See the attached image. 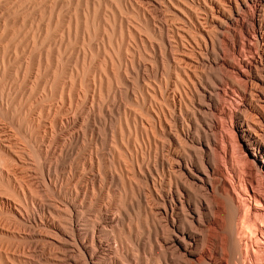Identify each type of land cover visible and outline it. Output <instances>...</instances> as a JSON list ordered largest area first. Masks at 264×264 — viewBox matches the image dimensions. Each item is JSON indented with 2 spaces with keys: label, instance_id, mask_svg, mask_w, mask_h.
<instances>
[{
  "label": "rangeland",
  "instance_id": "rangeland-1",
  "mask_svg": "<svg viewBox=\"0 0 264 264\" xmlns=\"http://www.w3.org/2000/svg\"><path fill=\"white\" fill-rule=\"evenodd\" d=\"M183 18L168 0H0V264H79L67 256L63 232L49 234L33 222L37 209L19 191L26 186L41 201L52 197L61 205L74 184L95 172L111 193L104 200L96 192L85 216L97 220L106 212L98 206L114 203L118 220L108 236L116 256L122 264L131 256L133 264L139 261L147 216L142 168L158 156L154 145L143 143V125L159 109L149 103L153 86L161 84L163 92L169 86V75L155 68ZM177 48L182 60L196 59L188 45ZM235 95L228 90L225 104L235 106ZM90 152L99 160L96 171L82 162ZM37 162L66 175L55 190L46 192ZM109 171L116 179L107 178ZM61 213L58 221L66 225Z\"/></svg>",
  "mask_w": 264,
  "mask_h": 264
},
{
  "label": "bare ground",
  "instance_id": "bare-ground-1",
  "mask_svg": "<svg viewBox=\"0 0 264 264\" xmlns=\"http://www.w3.org/2000/svg\"><path fill=\"white\" fill-rule=\"evenodd\" d=\"M168 1L185 18L173 26L174 42L167 37L168 54H160L155 68L169 75V86L165 92L161 84L153 86L154 96L149 95L159 109L143 125V143L154 145L158 156L142 168L147 216L135 264H264V0ZM187 45V54L196 59L175 55L177 47ZM228 90L239 98L233 108L225 104ZM88 155L82 162L96 171L99 160L94 152ZM37 163L45 191L55 190L57 178L66 175L58 177L49 163ZM28 189L19 192L37 209L33 222L49 234L63 232L65 251L75 263L78 258L79 264H122L108 236L118 220L114 203L100 204L106 212L97 220L85 216L96 192L104 200L110 197L109 185L96 172L74 184L61 205L46 195L41 201ZM2 205L21 211L10 201ZM62 211L66 225L58 221Z\"/></svg>",
  "mask_w": 264,
  "mask_h": 264
}]
</instances>
